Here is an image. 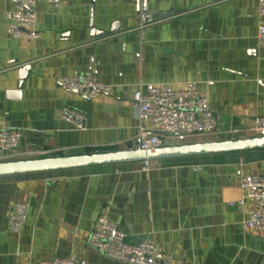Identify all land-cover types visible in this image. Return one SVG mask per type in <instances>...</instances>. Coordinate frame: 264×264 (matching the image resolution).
Listing matches in <instances>:
<instances>
[{"label":"crops","instance_id":"0c3cea01","mask_svg":"<svg viewBox=\"0 0 264 264\" xmlns=\"http://www.w3.org/2000/svg\"><path fill=\"white\" fill-rule=\"evenodd\" d=\"M259 0H36V38L8 33L14 0H0V128L23 130L14 160L127 150L137 135L131 100L146 86L209 95L217 130L165 139L164 146L258 137L264 113V43ZM142 25L141 16L175 12ZM98 34V35H97ZM29 66L21 80V70ZM93 73L114 94L68 93L59 78ZM21 82L23 83L22 85ZM70 107L85 129L63 117ZM0 176V264H49L75 256L124 264L95 250L98 217L130 243L151 241L170 264H264V231L244 225L255 205L242 176L264 174V149ZM244 200L243 205L238 202ZM28 202L20 232L9 228Z\"/></svg>","mask_w":264,"mask_h":264},{"label":"built area","instance_id":"2783aa9c","mask_svg":"<svg viewBox=\"0 0 264 264\" xmlns=\"http://www.w3.org/2000/svg\"><path fill=\"white\" fill-rule=\"evenodd\" d=\"M16 8L7 12L8 33L15 39L36 38V0H14ZM58 6L64 0H47ZM257 14L261 22L257 39L264 43V0L258 1ZM146 25V16H141ZM60 86L68 93L86 98H96L100 93L114 94V86L98 79L93 73H78L59 78ZM131 103L138 114L137 135L127 144V150L155 149L164 146L165 139L184 138L195 134H211L217 130V118L210 108L209 95L190 82L182 89L168 85L146 86L134 92ZM264 110V103H263ZM63 117L74 123L77 129H85L84 113L65 107ZM255 132L264 137V113L256 118ZM23 130L15 127L0 128V162L11 161L19 154ZM143 170L149 171L152 161H144ZM245 198L255 205L251 217L245 221L247 229L264 231V174L244 175L240 181ZM244 204V200L238 202ZM29 212V203L16 202L9 216V228L20 232ZM91 246L111 259L124 264H170L171 255L151 241L130 243L119 224L107 214L96 220L90 234ZM49 264H90L75 256L55 258Z\"/></svg>","mask_w":264,"mask_h":264},{"label":"water","instance_id":"95a60500","mask_svg":"<svg viewBox=\"0 0 264 264\" xmlns=\"http://www.w3.org/2000/svg\"><path fill=\"white\" fill-rule=\"evenodd\" d=\"M177 12L179 11H175L173 13L166 12L158 15H148L146 16V24L148 25L155 19L165 18ZM28 70V65H26L21 70V80L25 79ZM22 84L23 83L21 82L20 85ZM258 149H264V137H248L224 141L184 143L148 150L135 149L76 155L44 156L32 159L0 162V176L52 172L99 165L136 163L148 160H165L178 157L201 156L215 153L245 152Z\"/></svg>","mask_w":264,"mask_h":264},{"label":"rangeland","instance_id":"374dc122","mask_svg":"<svg viewBox=\"0 0 264 264\" xmlns=\"http://www.w3.org/2000/svg\"><path fill=\"white\" fill-rule=\"evenodd\" d=\"M10 160H14V159H10Z\"/></svg>","mask_w":264,"mask_h":264}]
</instances>
